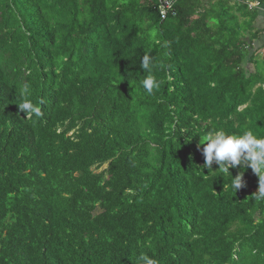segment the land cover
<instances>
[{
	"label": "trees",
	"instance_id": "obj_1",
	"mask_svg": "<svg viewBox=\"0 0 264 264\" xmlns=\"http://www.w3.org/2000/svg\"><path fill=\"white\" fill-rule=\"evenodd\" d=\"M246 2L0 0V264H264L259 176L200 145L264 138Z\"/></svg>",
	"mask_w": 264,
	"mask_h": 264
},
{
	"label": "clouds",
	"instance_id": "obj_2",
	"mask_svg": "<svg viewBox=\"0 0 264 264\" xmlns=\"http://www.w3.org/2000/svg\"><path fill=\"white\" fill-rule=\"evenodd\" d=\"M151 58L145 55L142 65L145 69H149ZM143 87L148 93H152L154 89L159 88V82L154 76L149 75L143 81ZM22 112L38 113L36 108L29 100L19 106ZM202 152L205 158L204 168L211 169L213 162L219 165L216 172L226 173L231 176L230 167H236L242 163H246L259 176V197H264V138H258L251 130H245L242 134H229L223 129L208 131L203 136ZM232 178V176H231ZM232 187L235 191L243 186V173L232 178ZM141 264H158L153 258L147 255L139 257Z\"/></svg>",
	"mask_w": 264,
	"mask_h": 264
},
{
	"label": "built area",
	"instance_id": "obj_3",
	"mask_svg": "<svg viewBox=\"0 0 264 264\" xmlns=\"http://www.w3.org/2000/svg\"><path fill=\"white\" fill-rule=\"evenodd\" d=\"M174 3L167 0H159V10H160V16L162 20H165L170 11L172 10V6ZM246 6L248 7L249 11H263L264 12V5L260 4L259 2L250 3L246 2ZM173 16H175V13H172Z\"/></svg>",
	"mask_w": 264,
	"mask_h": 264
},
{
	"label": "rangeland",
	"instance_id": "obj_4",
	"mask_svg": "<svg viewBox=\"0 0 264 264\" xmlns=\"http://www.w3.org/2000/svg\"><path fill=\"white\" fill-rule=\"evenodd\" d=\"M258 12V14H259V19H264V12L263 11H257ZM263 38L261 39V41H259V42H257L256 43V47L259 45L260 47H261V45H262V47L264 46V35L262 36ZM261 47V48H262Z\"/></svg>",
	"mask_w": 264,
	"mask_h": 264
},
{
	"label": "crops",
	"instance_id": "obj_5",
	"mask_svg": "<svg viewBox=\"0 0 264 264\" xmlns=\"http://www.w3.org/2000/svg\"><path fill=\"white\" fill-rule=\"evenodd\" d=\"M256 28H258L260 30L264 29V19H259V21L257 22ZM261 47H262V45H261ZM261 47L258 45L256 48L260 49Z\"/></svg>",
	"mask_w": 264,
	"mask_h": 264
},
{
	"label": "water",
	"instance_id": "obj_6",
	"mask_svg": "<svg viewBox=\"0 0 264 264\" xmlns=\"http://www.w3.org/2000/svg\"><path fill=\"white\" fill-rule=\"evenodd\" d=\"M167 1H171L172 3H175L176 2V0H167Z\"/></svg>",
	"mask_w": 264,
	"mask_h": 264
}]
</instances>
